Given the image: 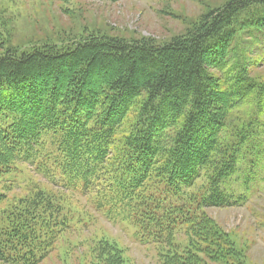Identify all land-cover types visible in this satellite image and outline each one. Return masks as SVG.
I'll use <instances>...</instances> for the list:
<instances>
[{"label": "trees", "instance_id": "1", "mask_svg": "<svg viewBox=\"0 0 264 264\" xmlns=\"http://www.w3.org/2000/svg\"><path fill=\"white\" fill-rule=\"evenodd\" d=\"M251 27H264V0H225L165 42L85 29L20 48L0 29V264L53 252L69 264V237L88 225L54 193L69 190L159 264H236L232 234L203 209L243 204L230 192L238 164L264 161V125L237 114L245 102L264 111V81L233 45ZM95 236L89 264H130Z\"/></svg>", "mask_w": 264, "mask_h": 264}, {"label": "rangeland", "instance_id": "2", "mask_svg": "<svg viewBox=\"0 0 264 264\" xmlns=\"http://www.w3.org/2000/svg\"><path fill=\"white\" fill-rule=\"evenodd\" d=\"M224 1L0 0V29L5 32L8 44L20 48L40 46L42 43L66 45L77 39L85 29L99 30L107 35L165 42L183 33L205 10L215 8ZM256 28H244L243 31L237 29L233 45L237 46L240 62L253 63L251 75L259 76L264 81V60L260 61L258 58L264 55V27ZM237 114L257 125H264V111H261L259 105L245 102ZM3 121L4 117L0 114V124ZM261 155L264 158V149ZM248 161L249 156L238 164L234 182L230 186L233 196H245L244 203L227 207H206L203 210L219 228L232 234L241 251L236 264H264V161L252 168L248 166ZM249 174L252 177L244 182ZM37 178L46 183L44 178ZM15 191L18 188L15 187L14 193ZM54 193L62 198L69 196V204L81 212L82 218L86 217L84 222L88 224L82 231L69 237L76 246L65 263L89 264V247L93 242L91 239L104 233L123 248L130 264H159L153 245L138 243L119 223H114L101 212L95 211L79 192L69 190ZM61 261L64 262L62 256L53 252L38 264H61Z\"/></svg>", "mask_w": 264, "mask_h": 264}]
</instances>
